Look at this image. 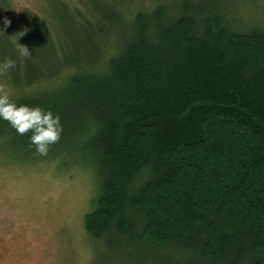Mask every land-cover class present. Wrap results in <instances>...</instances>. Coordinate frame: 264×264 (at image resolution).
I'll use <instances>...</instances> for the list:
<instances>
[{
	"label": "trees",
	"instance_id": "1",
	"mask_svg": "<svg viewBox=\"0 0 264 264\" xmlns=\"http://www.w3.org/2000/svg\"><path fill=\"white\" fill-rule=\"evenodd\" d=\"M164 10L137 12L121 50L90 62L40 43L44 28L30 29L37 60L23 67L18 44L0 43L16 62L9 85L21 92L11 96L59 113L52 146L97 172L85 216L93 238L143 248L158 264H264V27ZM40 81L52 85L26 89ZM77 131L80 145L67 140ZM30 134L0 119V137L34 157Z\"/></svg>",
	"mask_w": 264,
	"mask_h": 264
},
{
	"label": "rangeland",
	"instance_id": "2",
	"mask_svg": "<svg viewBox=\"0 0 264 264\" xmlns=\"http://www.w3.org/2000/svg\"><path fill=\"white\" fill-rule=\"evenodd\" d=\"M158 8L166 9L168 20L222 13L231 28L264 27V0H0V43L33 49L37 39L30 31L44 28L49 35L38 36L40 43L52 40L57 55L90 62L101 51L121 50L137 12ZM29 53L27 58L36 61L33 50ZM5 57L0 46V60ZM11 79L10 69L0 73V87L11 95L21 92L10 87ZM45 84L52 85L40 81L26 89ZM13 137H0V264H158L143 248L87 232L85 216L94 208L100 180L94 168L77 160L78 151L66 154L56 151L63 145H50L46 155L32 157L27 151L32 148ZM83 138L77 131L67 140L80 145Z\"/></svg>",
	"mask_w": 264,
	"mask_h": 264
},
{
	"label": "clouds",
	"instance_id": "3",
	"mask_svg": "<svg viewBox=\"0 0 264 264\" xmlns=\"http://www.w3.org/2000/svg\"><path fill=\"white\" fill-rule=\"evenodd\" d=\"M8 23L10 22L5 20V24ZM19 33L22 36L24 30ZM18 54L30 57L28 47L20 43H18ZM15 63L11 57L0 60V73L13 68ZM0 119L8 121L20 135L30 132L28 137L30 144L34 145L36 153L42 156L47 154L50 145L60 139L63 131L59 113H54L52 109L40 105L18 103L3 87H0Z\"/></svg>",
	"mask_w": 264,
	"mask_h": 264
}]
</instances>
